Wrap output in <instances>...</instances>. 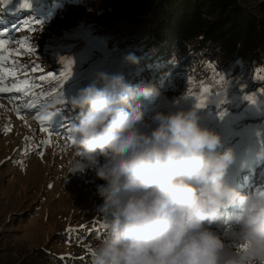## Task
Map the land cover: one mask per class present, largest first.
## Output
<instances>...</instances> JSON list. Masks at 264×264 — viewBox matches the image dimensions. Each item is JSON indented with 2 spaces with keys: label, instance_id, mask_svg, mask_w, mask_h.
<instances>
[{
  "label": "clouds",
  "instance_id": "9594fccd",
  "mask_svg": "<svg viewBox=\"0 0 264 264\" xmlns=\"http://www.w3.org/2000/svg\"><path fill=\"white\" fill-rule=\"evenodd\" d=\"M124 61L138 62L132 54ZM151 96L122 74L98 72L68 99L77 113L68 173L93 170L104 181L96 186L103 229L89 264H264V194L224 179L235 150L217 151L220 134L200 123L197 105L145 119L133 101ZM255 159L264 164V143ZM229 208L234 222L221 235L211 226Z\"/></svg>",
  "mask_w": 264,
  "mask_h": 264
},
{
  "label": "trees",
  "instance_id": "16d2710c",
  "mask_svg": "<svg viewBox=\"0 0 264 264\" xmlns=\"http://www.w3.org/2000/svg\"><path fill=\"white\" fill-rule=\"evenodd\" d=\"M68 2L107 4L92 31L108 53L105 65L109 63L113 69L109 74H122L125 83L134 88L152 89L150 99L134 100L133 106L144 113L168 110L164 93L174 85L181 87L182 98L191 105H203L201 124L220 133L228 130L229 136L217 151L240 146L245 154L242 158L253 163L247 169L264 174V164L255 159L259 143H264V0H31L22 12L15 13L20 30L27 31L42 13L54 17L56 7ZM128 54L138 62H125ZM25 70L33 71L39 79L36 84L44 86L40 94L26 92V107L33 106L32 112L38 113L43 107L55 109L58 116L48 120L51 130L62 121L68 128L76 123L77 113L68 99L94 76L82 75L79 80H71L65 73L56 76L42 55L26 63ZM255 99L260 102L256 106ZM249 129L253 133L248 138L235 134ZM233 167L238 168L237 163L232 162L227 171ZM97 204L87 209L75 227L56 223L58 240L38 246L18 264H89V246L82 247L86 251L82 256L69 252L73 237L94 240L93 246L100 237L104 221L92 213ZM16 213L19 221L32 214L26 210ZM63 242L67 247L61 246Z\"/></svg>",
  "mask_w": 264,
  "mask_h": 264
},
{
  "label": "rangeland",
  "instance_id": "374dc122",
  "mask_svg": "<svg viewBox=\"0 0 264 264\" xmlns=\"http://www.w3.org/2000/svg\"><path fill=\"white\" fill-rule=\"evenodd\" d=\"M30 1L27 0V6ZM27 6H22V0H0V39L5 41L7 49L2 53L4 61L0 62V86L13 88L15 85L22 89L0 92L1 264H18L22 256L34 254L38 246L58 240L55 237V225L75 227L83 215L87 214V209L96 203L98 206L103 203L96 193V186L104 181L93 170L68 173L75 148L67 122L62 121L60 126L51 130L48 120L58 116L55 109L43 107L42 113H38L32 112L33 106L26 107V92L29 90L27 95L40 94L44 86L36 84L38 76L33 71L25 70V65L42 55L56 76L65 73L71 80L72 77L79 80L82 75L95 77L97 70L105 72L104 67L109 74L113 69L109 63L105 65L108 53L98 35L92 31L96 18L105 11L107 4L94 2L78 5L68 2L56 7L54 17H47L42 13L38 19L41 25H36L34 21V25L28 27L27 31H21L20 20L15 13L22 12ZM10 17L14 19L11 20ZM4 18L6 24L1 22ZM11 23L14 24L12 27ZM28 47L34 51L28 52ZM180 88L174 85L164 93L168 110L193 106L189 99L182 98ZM258 103L260 102L256 100L254 105ZM155 111L156 109H152L148 113H142L147 119ZM200 111L199 108L202 121L204 114ZM45 117L48 119H44ZM218 133L224 143L229 136L228 130L220 133L218 129ZM252 133L249 129L235 134L240 138H248ZM234 150L236 158L233 162L237 163L238 168L226 171L224 179L245 194L254 190L264 194V174L247 169L253 163L247 157L246 160L242 158L245 155H242V147L237 146ZM249 184L254 186L249 188ZM97 205L94 212L90 209L88 213L100 215L103 219ZM23 210L32 214L24 221H19L15 218L16 212ZM236 211L232 209L228 215L221 213L220 218L211 226L213 230L226 235L227 229L234 222ZM93 243L94 240L81 241L73 237L69 253L82 256L86 252L82 247L89 246L91 249ZM67 245L68 243L63 242L61 246Z\"/></svg>",
  "mask_w": 264,
  "mask_h": 264
},
{
  "label": "snow or ice",
  "instance_id": "6c2138e0",
  "mask_svg": "<svg viewBox=\"0 0 264 264\" xmlns=\"http://www.w3.org/2000/svg\"><path fill=\"white\" fill-rule=\"evenodd\" d=\"M22 6H27V0H22ZM35 24L36 25H41L40 21H38V20L35 21ZM35 30L36 29L34 28L33 31H35ZM26 50L28 52H33L34 51L31 47H28ZM5 51H7V49L5 48V41L3 39H0V62L4 61V59H5L4 56L2 55V53L5 52ZM33 70H36V69H33ZM0 71H2V69H0ZM40 78L43 80L44 76H41ZM12 90L21 91L22 89L16 88L15 85L13 86V88L0 86V92H7V91H12ZM197 106L198 107H202L203 105L197 104ZM44 119H48V117H45ZM43 130L46 131V132L50 131L49 129H43ZM47 142L48 141H45V143H47ZM241 247H243V245H241Z\"/></svg>",
  "mask_w": 264,
  "mask_h": 264
}]
</instances>
